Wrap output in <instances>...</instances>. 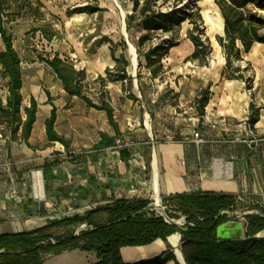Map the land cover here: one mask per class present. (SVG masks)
Listing matches in <instances>:
<instances>
[{
  "label": "crops",
  "instance_id": "1",
  "mask_svg": "<svg viewBox=\"0 0 264 264\" xmlns=\"http://www.w3.org/2000/svg\"><path fill=\"white\" fill-rule=\"evenodd\" d=\"M66 42V40L60 41L55 36L54 52L61 59L74 63L77 70L84 71L85 82L93 81L96 77H103L107 69L116 67L111 51L105 44L96 48L89 57H85V61H81L80 54L72 53V50L76 49L75 44ZM183 44L172 50L181 48ZM185 47L191 55L194 51L193 44L188 40ZM219 49L217 54L211 55L207 65L199 64L201 67H198L195 72L197 81L204 82L208 86L205 89L202 86L196 87L194 108L198 107L195 100L202 90L208 89L210 92L205 115L201 117L197 112L189 119L192 121V126L181 124L179 131H173L170 125L155 126L152 119L150 130L147 128L148 137L152 140L154 137H161L163 140L172 142L161 145L159 150V155L163 158V170L159 171L161 194L171 196L197 191L226 193L236 195L237 204L245 202L255 208H264V145L257 150L249 149L246 145L236 142L238 132L234 127L223 126L221 123L222 120H226L237 124L255 116L257 118L255 129L258 132H264V45L256 43L249 53L242 54V62L250 68L245 74L252 79L250 89L243 80H228L224 77L226 59L220 46ZM3 50L4 44L0 52ZM22 72L23 95L24 70ZM0 76L3 79L1 73ZM52 82L51 85H47V92L41 101L42 116L40 117L37 113L28 141L22 140L20 134L13 139L11 134L8 136L4 128L0 127V162H6L11 155L23 157L25 158L23 162L32 163L38 168L37 173L29 172L34 173L31 184L26 180L28 178L25 176L26 172L14 170L13 175H6L10 172L9 166L0 165V234H8L5 231L9 233L32 231L42 227L40 225L31 227L28 224L27 228L25 224L12 225L7 222L9 219L22 221L39 219L42 216L39 212L40 205H44L47 209V207L55 206L56 203L57 208L53 210V213H55V220L59 221L71 217L67 212H62L61 208L76 204L81 198L82 202L89 205L93 197L97 196L100 197V203L106 206L119 199H148L153 192L155 159L158 166L155 152L151 156L152 180L144 181L147 168L136 158L137 154L127 151L130 156L125 161L121 157L122 149L116 148V145L99 151L94 150L101 141L102 134L116 137V142L123 135L124 130L118 123L116 115L123 107L120 105L117 108L101 96L102 92L96 95L101 96L96 99L87 95L96 104H100L103 100L113 107L114 119L118 125V131H116L109 123L106 112L88 107L79 97L69 96L55 73ZM32 96L35 98L34 95ZM6 97L3 99L4 102ZM53 107L57 109L55 130L60 136L66 138L69 143L68 149L58 142L48 140L45 123L50 118ZM196 110L198 111V108ZM156 128L157 131H154ZM196 133L201 136L204 143H197ZM81 149L89 150L79 152L88 156L87 164L68 167L66 170L71 169L70 172L73 174L80 173L79 180L68 179L71 175L63 176L65 172L58 170L60 164L53 168L52 175L44 177L42 167L46 162L54 161L52 158L56 152L68 151V153L76 154V151ZM218 163L219 165H216ZM223 166L231 167V178L227 179L220 174ZM14 179L18 182L15 183ZM57 204L61 207L58 208ZM30 208L34 210L26 217V210L30 211ZM252 211L260 213L258 209H252ZM168 240L169 238L167 242L159 240L146 247L124 248L122 257L127 264L152 260L168 250L170 245ZM167 264L175 263L170 261Z\"/></svg>",
  "mask_w": 264,
  "mask_h": 264
},
{
  "label": "trees",
  "instance_id": "2",
  "mask_svg": "<svg viewBox=\"0 0 264 264\" xmlns=\"http://www.w3.org/2000/svg\"><path fill=\"white\" fill-rule=\"evenodd\" d=\"M9 0H0V36L4 50L0 52L2 77L7 80L8 95L6 101L0 97V127L5 126L13 139L18 134L22 140L28 141L37 119L38 102L32 96L29 106L23 108V72L22 59L14 46V36L5 27L4 18L8 17L5 6ZM123 5V0H119ZM194 0L193 8L179 7L184 0H175L169 11L157 9L156 0H131V13L126 15V30L137 29L144 33L136 47L141 59L146 61V68L153 79H158L164 73L163 60L170 51L180 45L175 33L182 24L189 22L188 40L193 44L194 51L187 61H198L207 65L213 53L206 27L200 13L198 2ZM224 20V36H217L216 41L221 47L226 64L223 75L228 80H243L251 88L252 79L245 74L249 66L243 68L242 54L249 53L256 43L264 45V0H214ZM125 7V5H123ZM185 8V9H184ZM98 7L85 6L79 10L67 13L94 14L101 12ZM159 43L145 49L155 35H168ZM47 36V34H44ZM51 41V36H47ZM114 70L107 69V79L100 76L102 83L127 82L132 84L127 69L129 62L124 55L116 58ZM61 81L64 90L71 97L81 98L88 107L107 113L109 123L116 131L118 125L114 119L113 107L101 101L93 102L85 94L86 74L77 70L68 60H63L58 54L52 58L42 59ZM116 73L114 77L113 74ZM140 79V75L138 76ZM103 96V94H101ZM209 90H202L196 98L198 112L205 115V107L209 103ZM57 109L53 107L51 116L46 120V133L50 142H58L66 149L69 143L64 136L55 130ZM257 118L253 116L250 123L255 125ZM116 145V137L101 135V141L94 150L99 151ZM121 157L126 161L130 154L126 149L121 151ZM60 160L46 162L43 167L44 177L52 175L53 168L58 167ZM152 203L149 199H119L112 204L64 218L32 231L0 234V264H44L45 255H57L73 250L94 252L98 262L95 264H127L122 257L124 248H137L152 245L156 241L167 242L174 235H181L182 253L186 264H264V237L258 236L264 231V208L260 214L246 217L245 237L234 240H221L217 237V229L228 221V216L221 215L225 211H235L237 196L226 193L197 191L175 194L163 198L167 215L170 219L185 218V225H172L156 211L147 210ZM87 225V229L79 233L54 235L52 229L62 227H78ZM173 261L179 264L171 247L162 255L137 264H167Z\"/></svg>",
  "mask_w": 264,
  "mask_h": 264
},
{
  "label": "rangeland",
  "instance_id": "3",
  "mask_svg": "<svg viewBox=\"0 0 264 264\" xmlns=\"http://www.w3.org/2000/svg\"><path fill=\"white\" fill-rule=\"evenodd\" d=\"M174 2L175 0H156L157 9L169 11L173 8ZM193 4L194 0H184L183 4L179 7H185L191 10ZM123 5H125V7ZM123 5L119 0H9L5 6V14H8V17L4 18V22L6 28H8L14 36L16 49L22 59V70H24L25 78L23 108L29 106L30 97L34 95L39 102L38 114L40 117L43 111L41 101L47 92V85L53 83L52 77L54 74L53 70L47 66V64H43L44 62L42 59H45L46 56L50 58L55 54V47H53V45H55V36L62 42L63 40H66L68 44L73 42L76 49L72 50V53L80 54L82 56L81 61H83L85 57H89L96 48H99L103 44L109 48L111 54L113 50L115 56H119L120 58V56L124 55L126 57L130 64L127 72L133 80L132 84L126 81L106 82L104 84L99 80L100 77H96L93 81L85 82V94L96 99L101 97L96 95L102 92L103 97L112 102L117 108H119L120 105L123 107L122 110L120 109L119 113H116L118 123L124 130L123 135L119 137L118 140H121L126 146L123 149L137 154L136 158L147 168L144 181H151V156H153L154 152L156 153L159 171L162 172L163 158L159 155V150L161 145H167L172 142L163 140L161 137H154L153 140L151 137L149 138L147 121L152 125L151 121L153 120L155 126H157V124L161 127L163 125H170L173 131H179L181 124L192 126V121L189 119L198 112L196 110L198 107L194 108L193 106L195 89L197 86H202V88L205 89L208 85L204 82L197 81L195 78V72L198 67H201V64L198 61H187L190 55L187 47H185V43L188 41V31L191 29L189 22L183 23L181 28L175 33L180 44H184L181 48L171 50L168 56L164 58V73L158 79L152 78L146 68V61L144 59H141L142 66L140 67L136 44L144 33L137 29H133L130 32H127V30L124 31L123 16H125L126 19V15L131 13V0H123ZM85 6L98 7L102 9V11L91 15L87 13H76L71 17L67 15L69 11L74 9L79 10ZM198 6L201 13L202 8L199 2ZM44 34H47L49 37L51 36L52 40L49 41V38ZM170 36V34L155 35L152 40L146 44L145 49L147 50L150 45L159 43L161 39H168ZM210 43L213 48L212 54H217L220 49L213 45L212 41H210ZM2 47L3 43L0 38V49ZM132 47L135 49L137 57L135 74L132 73L130 56ZM114 69L115 67L112 70ZM0 73L2 74V67L0 68ZM139 75L140 79L138 78ZM113 76L115 77L116 73H114ZM103 78L107 79L106 72ZM7 94V80L1 79L0 76V97L5 99ZM136 103L138 104L136 105ZM185 118L187 120H184ZM3 128L4 132L9 136V130H7L5 126H3ZM154 131H157V128L154 129ZM83 151L89 150L81 149L76 151V154L68 153V151L63 153L56 152L52 159L60 160L58 170H63L62 172H65L63 176L67 177L71 175V178L68 179L79 180L80 173L73 174L70 172L71 169H68L69 171L66 170L68 167L71 168L72 166L78 165L84 166L87 164L88 156L79 153ZM24 159L23 157L18 158L10 155L6 159V162H0V165L7 164L9 166L10 172L6 175H13L14 170L16 172H26L25 176L28 177L26 180L28 183L32 184V175L38 172V168L33 166L32 163L23 162L22 160ZM30 171H34V173L30 174ZM14 182L17 183L18 181L14 179ZM160 196L161 205L165 207L163 198L168 196L163 194ZM148 199L154 203L153 192L150 193ZM82 201L83 199L81 198L77 200L76 204H72L68 207L63 206V208H61L62 212H67L70 216H74L77 214H84L100 206H105L100 203V197L97 196L93 197L89 205ZM59 207H61V205H58V208ZM55 208H57L56 203L55 206L47 207V209L44 205H40L39 212L42 216H40L39 219H26L24 221L9 219L7 222L12 225H17L19 223L25 224L27 228L28 224L31 227L52 224L57 222L55 220V213H53ZM254 208L255 206L249 205L248 203L238 202L234 212L244 214L254 212L252 211ZM29 210L30 211H28V209L26 210V217H28L30 212L34 209L30 208ZM256 213L257 212H254V214ZM175 221L182 225L185 224L184 218ZM242 222L246 226V218L242 219ZM87 228V225L62 227L52 229L51 233L54 235H67L71 232L79 233L81 230ZM5 233H9V231H5ZM260 237H264V235ZM168 247L171 246L168 245ZM43 261L44 264H95L98 262V258L94 252L73 250L57 255H45Z\"/></svg>",
  "mask_w": 264,
  "mask_h": 264
},
{
  "label": "bare ground",
  "instance_id": "4",
  "mask_svg": "<svg viewBox=\"0 0 264 264\" xmlns=\"http://www.w3.org/2000/svg\"><path fill=\"white\" fill-rule=\"evenodd\" d=\"M199 5L202 8L201 15L204 21V25L206 27L207 36L212 41L213 45L219 48V44L215 40V37L223 35L224 32V20L221 15V12L218 6L214 3L213 0H202L199 2ZM131 56V64H132V73L135 74V69L137 68V57L135 53V49L132 47L130 51ZM147 127L150 130V124L147 121ZM216 165H219L216 164ZM153 181H152V189H153V201L154 206L160 208L161 206V189H160V174L157 166L156 159L154 160L153 164ZM220 174L225 178H231L232 171L231 167L223 166L220 169ZM40 176V174H39ZM264 235V232L260 234ZM171 247H173L174 251L177 252V255L180 261L183 263V253L181 251V236L180 234H174L169 237L168 240Z\"/></svg>",
  "mask_w": 264,
  "mask_h": 264
},
{
  "label": "water",
  "instance_id": "5",
  "mask_svg": "<svg viewBox=\"0 0 264 264\" xmlns=\"http://www.w3.org/2000/svg\"><path fill=\"white\" fill-rule=\"evenodd\" d=\"M123 18H124V31H126L125 16H123ZM220 36H224V32L223 35ZM147 210L156 211L159 215L163 216L168 223L172 225L175 224L178 226H182V224H179L174 219H170L168 217L166 209L162 205L160 206V208H157L156 206H154L153 203H151L148 206ZM225 214L228 216V221L218 227L217 237L221 240H234L237 237H239L240 239L244 238L246 233V227L245 224L242 222V219L246 218L249 215H253L254 212L238 214L234 211H225L221 213V215H225ZM256 214H260V213H256ZM262 216L264 217V215ZM174 255L176 256L177 261L180 264H182L176 251H174ZM182 258H183V263L186 264L184 256Z\"/></svg>",
  "mask_w": 264,
  "mask_h": 264
},
{
  "label": "built area",
  "instance_id": "6",
  "mask_svg": "<svg viewBox=\"0 0 264 264\" xmlns=\"http://www.w3.org/2000/svg\"><path fill=\"white\" fill-rule=\"evenodd\" d=\"M241 66L243 68L247 67V65L244 64V62H241ZM221 123L223 126L234 127L238 132V135L235 138L236 142L246 145L249 149L257 150L260 146L264 145V132H258L255 129L254 125L250 123L249 119L243 120L237 124H232L226 120H222ZM195 139L197 140L198 144L204 143V140L201 138V136L198 133L195 134ZM125 147L126 146L123 144L121 140H118L116 142V148L123 149ZM164 208L166 209V207Z\"/></svg>",
  "mask_w": 264,
  "mask_h": 264
}]
</instances>
